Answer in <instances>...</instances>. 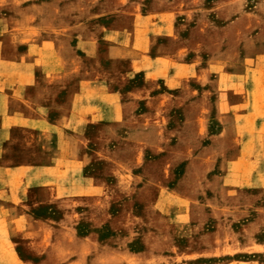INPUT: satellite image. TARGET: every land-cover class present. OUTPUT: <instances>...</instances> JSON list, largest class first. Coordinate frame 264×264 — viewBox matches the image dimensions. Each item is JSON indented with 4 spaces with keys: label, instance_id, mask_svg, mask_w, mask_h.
Here are the masks:
<instances>
[{
    "label": "rangeland",
    "instance_id": "rangeland-1",
    "mask_svg": "<svg viewBox=\"0 0 264 264\" xmlns=\"http://www.w3.org/2000/svg\"><path fill=\"white\" fill-rule=\"evenodd\" d=\"M96 1L86 13L103 14L81 22L95 32L96 54L76 49L70 36L82 68L63 85L32 70L27 109L40 107L53 123L75 109L84 77L116 97L100 103L102 121L65 130L61 151L73 162L65 160L60 176L68 195L55 197L45 178L9 194L15 183L0 177V264H264V181H255L264 172V129L259 141L263 118L251 100L260 93L264 104V0H184L170 33L151 39L145 54L194 63L196 75L170 88L162 78L146 82L142 70L126 75L131 58L112 55L104 38L162 0L129 8ZM27 7L0 0V28L31 23ZM4 55L14 57L9 42ZM257 62L262 68L253 70ZM255 74L263 79L258 91L249 80ZM111 104L116 122L105 118ZM58 142L56 133L13 130L0 144V172L28 168L16 175L24 177L48 167Z\"/></svg>",
    "mask_w": 264,
    "mask_h": 264
},
{
    "label": "crops",
    "instance_id": "crops-1",
    "mask_svg": "<svg viewBox=\"0 0 264 264\" xmlns=\"http://www.w3.org/2000/svg\"><path fill=\"white\" fill-rule=\"evenodd\" d=\"M11 1L29 6L27 7L29 9L27 14H30L32 22H26L23 27L14 31L0 28V144L17 128L22 130L34 129L44 134L47 132L50 134L56 133L59 138L58 148L60 150L53 158L52 164L46 168H31V173L24 177L16 175L21 171L27 172L28 168L18 167L15 170L5 168L2 173L0 172V177L9 181L12 180L15 183L13 186H8L7 192L9 194L10 192L12 194L13 191L17 192L16 187L25 186L24 183L28 179L40 184L42 183L41 180L45 178L44 180L47 181L43 184L49 185L55 197L66 196L68 194L65 190H69V186L66 185L68 181L62 178L60 174L65 173V167H63L65 160L69 162H73V160L67 159L68 155L61 151L62 147H66L62 145L67 142L65 130L69 129V132L71 130L77 131L80 126L82 127L89 122L98 123L102 121L104 114L100 112V103H107V100L116 97V94L108 92L105 83L102 81L96 83L97 80L86 79V77L81 78L79 90L74 97L73 106L75 109L65 114L60 113L56 117V121L50 123L44 115L38 114V108L40 107L37 106L36 109H32L33 112L32 110L29 112L25 89L28 85L36 84V78L32 77L30 73L35 69L42 71L45 82L62 85L67 82L68 75L76 72L77 69V71H80L82 68L78 62L80 57L68 40H70V36L76 37V49H80L88 56L95 55L97 49L94 40L95 32H90V29L86 30L85 24H81V22L98 17L103 13L100 11H94L90 15L86 13L98 2L96 0ZM162 1L160 2L161 8L155 6V2H153L150 11L143 16L127 11L133 14L130 28L108 30L106 33L104 32V38L111 40L112 50L110 53L112 55L131 58L126 75H132L142 70L146 82H157L159 78H162L164 85L167 87H180L185 80H188L192 75H196L194 63H183L167 56L150 60L145 59L151 39L158 34L170 33L172 18L182 10L185 4L184 0ZM138 2L134 0H110V3L115 5L124 3L128 8L131 7V3L137 4ZM70 6H73L74 9L77 8L79 12L73 13V16H71L69 13ZM60 12L62 13L61 16L56 18L55 14ZM72 17L75 30L69 32L67 31L70 27L69 21L66 24L65 22L67 19L71 20ZM6 39L12 44L14 57L4 55V47L8 43H6ZM70 60L73 63H70ZM10 68H15L17 72H8ZM244 68L247 69V66ZM260 68H262V63L257 62L253 70H260ZM249 80L256 91L263 83L262 77L256 74L250 76ZM192 92L194 91L192 90ZM158 94L163 95V93ZM259 95L255 94L251 97V100L254 101V112L259 111L260 113L257 116L262 115L263 118L260 125L261 132L257 134L259 141H261L264 129V116L261 113L264 112V104ZM110 106H113L110 107L111 112H108L109 114L105 118L108 121L116 122L118 119L116 111H112L114 104ZM238 158V161H235L236 163L245 159L241 154ZM46 170H48L46 177L40 176ZM69 173L68 171V175ZM18 179L22 183L17 185ZM255 181H264V172H261L257 177L255 176ZM10 199L13 201L12 198Z\"/></svg>",
    "mask_w": 264,
    "mask_h": 264
}]
</instances>
